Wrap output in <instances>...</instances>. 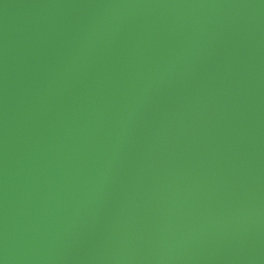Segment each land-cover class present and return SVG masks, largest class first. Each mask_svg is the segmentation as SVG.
<instances>
[{
	"label": "water",
	"instance_id": "1",
	"mask_svg": "<svg viewBox=\"0 0 264 264\" xmlns=\"http://www.w3.org/2000/svg\"><path fill=\"white\" fill-rule=\"evenodd\" d=\"M0 264H264V0H0Z\"/></svg>",
	"mask_w": 264,
	"mask_h": 264
}]
</instances>
